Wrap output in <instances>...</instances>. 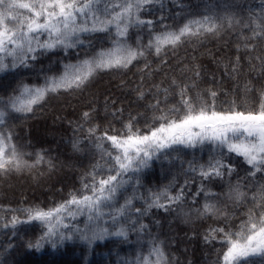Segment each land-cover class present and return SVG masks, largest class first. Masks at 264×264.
Returning a JSON list of instances; mask_svg holds the SVG:
<instances>
[{
	"label": "snow or ice",
	"instance_id": "6c2138e0",
	"mask_svg": "<svg viewBox=\"0 0 264 264\" xmlns=\"http://www.w3.org/2000/svg\"><path fill=\"white\" fill-rule=\"evenodd\" d=\"M159 2L0 0V73L32 67L39 56L57 49L65 53L83 50L82 57L77 52L75 62L61 60L58 67L42 68L36 82L21 78L10 90L0 93V173L23 172L45 164L54 168V161L46 158L44 150L30 153L25 151V145L14 142L13 121L34 115L54 96L83 92L101 73L137 67L141 81L134 91L138 108L144 109L124 117L123 108L106 101L104 116L89 104L76 120L69 121L74 133L73 150L80 151L81 144L87 141L94 146L98 158L80 177V187L70 190L67 198L55 206L10 209L22 212L26 221L13 214L4 225L6 229L11 225L12 238L6 246H0V257L17 247L18 224L37 221L43 230L23 240L21 247L34 252L45 246L56 252L71 247L74 253L79 251L74 264H103L92 259L101 242L106 246L109 242L127 241L130 231L138 236L144 234L148 226L142 217L156 208L176 211L186 223L215 221L203 234L205 243L220 244L214 264H264V85L253 89L249 87L250 80L243 81L245 93L256 92L257 107L247 111L240 110L235 100L227 110H217L219 93L200 88L199 65L182 67L183 79L173 76L167 87L157 83L144 87L145 78L159 71V66L151 67L149 56L159 58L162 52L175 50L186 40L232 30H238L235 54L220 61L225 75L239 81L247 70L257 72L264 80V0L261 9L250 11L247 18L232 11L230 5L221 9L209 2L205 14L190 15L183 23H169L163 13L156 20L145 18ZM177 6L184 7L183 3ZM164 63L167 61L161 60ZM187 71L197 79L184 76ZM149 96L152 101L143 103ZM108 115L120 125L119 129L113 127L112 121L101 127ZM106 142H110L109 147ZM197 146L201 150L211 146L212 152L218 150L219 155H209L205 163L197 162L195 157L189 160L183 171L184 181L178 187L177 177L173 176L156 191L139 192L144 186V170L154 158L195 150ZM233 153L242 157L247 166L243 178L236 173L237 165L224 158ZM234 173L235 183L231 180ZM209 185L217 186L219 191ZM136 201H142L143 206L136 207ZM0 264L9 262L0 258ZM122 264H169V259L163 241L151 237L146 253L141 246L134 261Z\"/></svg>",
	"mask_w": 264,
	"mask_h": 264
},
{
	"label": "trees",
	"instance_id": "16d2710c",
	"mask_svg": "<svg viewBox=\"0 0 264 264\" xmlns=\"http://www.w3.org/2000/svg\"><path fill=\"white\" fill-rule=\"evenodd\" d=\"M209 2L221 6V9L224 5H230L232 11L245 18L250 11L256 12L262 7V0H160L145 14V18L156 20L163 13L168 17L169 23H183L190 15L205 14L204 8ZM179 3H183L184 7H178ZM177 13L180 15L177 16ZM135 31V29L132 30L133 33ZM237 31H224L219 36L205 34L198 40L194 38L186 40L175 50L168 48L167 52H162L159 58L149 56L148 59L152 62L151 67L156 69L159 66V71L152 77L145 78L144 87L148 88L153 83L160 84L161 88L167 87L173 76L183 79L180 72L182 67L199 65L200 88H211L219 93L216 99L217 110H227L232 106L233 100L240 110L247 111L257 107L254 103L256 92L245 93L242 88L243 81L248 79L251 81L249 87L259 89L264 85V80L257 72L247 73V70L239 81L233 80L225 75L223 64L220 63L221 60L226 61L234 56ZM144 37L146 43V30ZM105 46H108L107 42ZM77 52L81 57L83 56L82 49H71L67 53L57 49L47 55L39 56L37 61L32 62V67H19L14 71L0 73V93L10 90L15 85V81L21 78L25 79V82H36L37 74L42 68L46 70L52 66L58 67L61 60L75 62ZM161 60H166L167 63L161 64ZM142 64L143 61L141 66ZM184 76L197 79L193 77L191 71L185 72ZM140 81L141 73L137 67H132L131 71L101 73L83 92L54 96L38 108L34 115L20 116L13 121L14 142L25 145V151L30 153L44 150L46 158H51L55 167L49 169L45 164L23 172H12L7 175L0 173V246H6L8 240L12 238L11 225L9 224L7 229L4 225L13 214L26 221L22 212L13 213L10 209L31 206L47 209L55 206L56 203L67 198L70 190L80 187V177L89 171L91 164L98 158L99 154L96 153L94 146L87 141L81 144L80 151L73 150L74 133L69 121L76 120L81 111L87 110L89 104L98 109L101 116H104L106 101L109 105L114 102L116 108H123L124 117H127L129 112L133 115L137 111L142 112L144 109L138 108L134 91ZM152 92H155V89H152ZM208 99L211 102V98ZM151 101L152 97L149 96V99L143 103ZM108 121H112L114 128H120L110 115L106 120L101 121V127H105ZM105 146L109 147L110 142H106ZM209 155H219V151L212 152L211 146H205L203 150L197 146L195 150L185 149L183 152H172L168 156H160L159 159L154 158L151 166L144 170L142 176L144 186L139 189V192L147 194V189L156 191L167 184L173 176L177 177L178 187L184 181L183 171L188 167L187 162L195 157L197 162L205 163ZM224 158L237 165L236 173L239 177H245L244 169L247 166L243 164L242 157H237L233 153ZM236 173L231 177L233 183L237 180ZM188 175L191 176V173ZM228 179L225 176L224 180ZM133 183H135L134 179ZM198 183L199 180H197ZM209 186L213 191H219L217 186ZM135 205L142 207L143 202L136 201ZM237 215L239 216V212ZM78 219L82 220L83 217ZM142 222L148 226L144 234L138 236L136 232L130 231L127 241L109 242L106 246L101 242V247L97 249L92 259L103 261V264L132 262L140 254L141 246L146 253L150 247V238L158 237L163 241L169 264H214L217 260V249L220 248V244L215 241L205 243L203 239L205 229L209 225H214L215 221L209 219L203 222L186 223L176 211L165 212L163 209L152 208L149 214L142 217ZM42 230L43 226L37 221L18 224L15 238L17 247L0 258L7 259L9 264H74L79 259V251L74 253L71 247L56 252L50 246H45L43 250L34 252L20 246L23 240L31 238L33 233L39 235ZM109 239L115 240V238Z\"/></svg>",
	"mask_w": 264,
	"mask_h": 264
}]
</instances>
